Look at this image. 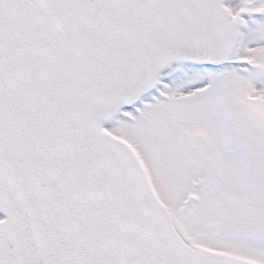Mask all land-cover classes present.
Listing matches in <instances>:
<instances>
[{"label": "snow or ice", "instance_id": "snow-or-ice-1", "mask_svg": "<svg viewBox=\"0 0 264 264\" xmlns=\"http://www.w3.org/2000/svg\"><path fill=\"white\" fill-rule=\"evenodd\" d=\"M0 264H264V0H0Z\"/></svg>", "mask_w": 264, "mask_h": 264}]
</instances>
